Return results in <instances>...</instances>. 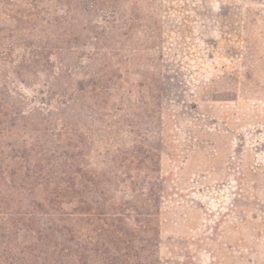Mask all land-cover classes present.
<instances>
[{"label": "trees", "instance_id": "trees-1", "mask_svg": "<svg viewBox=\"0 0 264 264\" xmlns=\"http://www.w3.org/2000/svg\"><path fill=\"white\" fill-rule=\"evenodd\" d=\"M132 1L0 0L11 93L36 106L0 81V264H159V154L123 152L118 117Z\"/></svg>", "mask_w": 264, "mask_h": 264}, {"label": "rangeland", "instance_id": "rangeland-1", "mask_svg": "<svg viewBox=\"0 0 264 264\" xmlns=\"http://www.w3.org/2000/svg\"><path fill=\"white\" fill-rule=\"evenodd\" d=\"M126 7L138 20L125 31L122 76L134 92L118 114L122 149L159 154V264H264V0ZM8 8L0 12L2 93L28 111L36 106L22 98L32 90L15 83L20 95L11 93ZM10 193L0 183V194Z\"/></svg>", "mask_w": 264, "mask_h": 264}]
</instances>
